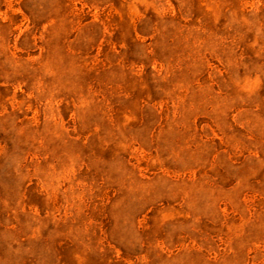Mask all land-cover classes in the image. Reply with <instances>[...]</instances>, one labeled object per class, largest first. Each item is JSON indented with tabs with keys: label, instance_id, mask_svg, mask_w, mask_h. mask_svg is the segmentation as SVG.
<instances>
[{
	"label": "rangeland",
	"instance_id": "rangeland-1",
	"mask_svg": "<svg viewBox=\"0 0 264 264\" xmlns=\"http://www.w3.org/2000/svg\"><path fill=\"white\" fill-rule=\"evenodd\" d=\"M0 264H264V0H0Z\"/></svg>",
	"mask_w": 264,
	"mask_h": 264
}]
</instances>
